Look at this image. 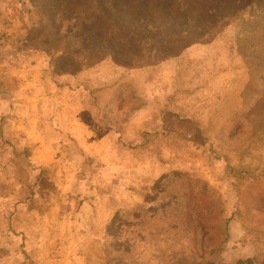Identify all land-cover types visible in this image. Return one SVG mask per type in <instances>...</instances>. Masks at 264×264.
<instances>
[{"label": "rangeland", "instance_id": "obj_1", "mask_svg": "<svg viewBox=\"0 0 264 264\" xmlns=\"http://www.w3.org/2000/svg\"><path fill=\"white\" fill-rule=\"evenodd\" d=\"M52 130L123 194L47 242L12 165ZM0 264H264V0H0Z\"/></svg>", "mask_w": 264, "mask_h": 264}, {"label": "crops", "instance_id": "obj_2", "mask_svg": "<svg viewBox=\"0 0 264 264\" xmlns=\"http://www.w3.org/2000/svg\"><path fill=\"white\" fill-rule=\"evenodd\" d=\"M48 134L44 143L30 145L28 152L22 143L16 149V159L26 163L12 165V169L21 167L26 174V182L21 184V201L34 204L28 212L37 220L33 226L35 235L39 232L48 238L47 242L53 238L54 229H63L64 235H70L71 231L78 234L92 229L96 220L103 223L104 218L119 209L123 194L121 184L108 181L111 176L90 160L83 150L86 147L68 136L60 137L55 130ZM43 169H51L50 178L43 175ZM32 236H27V243L36 237ZM58 240H54L56 244Z\"/></svg>", "mask_w": 264, "mask_h": 264}, {"label": "trees", "instance_id": "obj_3", "mask_svg": "<svg viewBox=\"0 0 264 264\" xmlns=\"http://www.w3.org/2000/svg\"><path fill=\"white\" fill-rule=\"evenodd\" d=\"M185 29H187V26H185V28L184 29H182L183 31H186Z\"/></svg>", "mask_w": 264, "mask_h": 264}]
</instances>
